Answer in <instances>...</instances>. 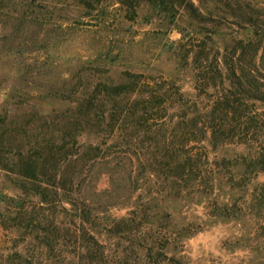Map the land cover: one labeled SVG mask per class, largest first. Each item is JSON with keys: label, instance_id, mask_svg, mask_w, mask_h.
Instances as JSON below:
<instances>
[{"label": "trees", "instance_id": "1", "mask_svg": "<svg viewBox=\"0 0 264 264\" xmlns=\"http://www.w3.org/2000/svg\"><path fill=\"white\" fill-rule=\"evenodd\" d=\"M147 1L175 26L188 15L170 48L194 69L198 93L186 95L169 76L130 70L120 82L99 79L83 93L60 139L20 148L0 128V168L15 182L0 188V226L47 250L46 264H110L107 239L115 234L138 237L149 251L174 245L185 228L164 223L170 214L158 210L166 201L198 200L220 182L247 184L264 171V12L229 1L236 36L220 48L214 27L228 17L221 8H203L208 0ZM46 6L24 0L22 7L40 14ZM108 100L124 106L104 108ZM87 133L96 136L88 143L79 138ZM16 247L33 264L35 256Z\"/></svg>", "mask_w": 264, "mask_h": 264}, {"label": "rangeland", "instance_id": "2", "mask_svg": "<svg viewBox=\"0 0 264 264\" xmlns=\"http://www.w3.org/2000/svg\"><path fill=\"white\" fill-rule=\"evenodd\" d=\"M229 1L208 0L202 7L221 8L227 15ZM232 1L264 12V0ZM23 3L0 0V128L8 130L4 140L22 148L36 138L60 139L83 93L92 92L99 79L120 82L130 70L169 76L186 95L198 93L194 69L170 48L190 22L186 13L177 17L175 26L147 0H135L133 7L122 0H92L90 7L81 0H46L40 14L27 12ZM236 22L228 16L214 27L217 46L232 42ZM102 104L107 109L123 107L124 101ZM95 137L87 133L79 138L88 143ZM126 146L118 150H128ZM154 152L151 148L147 157ZM152 172L151 167L144 175ZM11 176L0 168V188L11 190ZM106 184L99 180L101 187ZM127 210L115 208L114 213ZM158 211L160 216L170 214L164 223L169 220L175 228H185L179 240L149 251L138 237L110 235V264H264V171L252 175L247 184L220 182L198 200L171 198ZM15 235L0 226V264H27L16 256L17 244L24 255L46 264L47 250L30 237Z\"/></svg>", "mask_w": 264, "mask_h": 264}]
</instances>
